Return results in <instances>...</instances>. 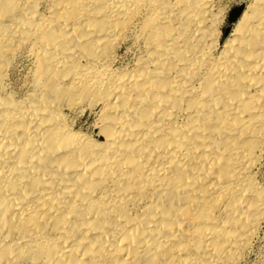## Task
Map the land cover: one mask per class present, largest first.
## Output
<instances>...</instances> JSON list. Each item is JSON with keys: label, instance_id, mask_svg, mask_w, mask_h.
I'll list each match as a JSON object with an SVG mask.
<instances>
[{"label": "bare ground", "instance_id": "obj_1", "mask_svg": "<svg viewBox=\"0 0 264 264\" xmlns=\"http://www.w3.org/2000/svg\"><path fill=\"white\" fill-rule=\"evenodd\" d=\"M225 1L0 0V264H243L264 0Z\"/></svg>", "mask_w": 264, "mask_h": 264}, {"label": "rangeland", "instance_id": "obj_2", "mask_svg": "<svg viewBox=\"0 0 264 264\" xmlns=\"http://www.w3.org/2000/svg\"><path fill=\"white\" fill-rule=\"evenodd\" d=\"M249 1L250 0H226L225 1L226 10H225L224 22H223V26H224L223 36H225L226 34L230 32L232 28V22L235 20L237 14L239 13V11H241L243 6ZM262 160H261V166L264 165V155L262 156ZM261 170L263 173H261L260 171L261 173L260 177L264 178V166L261 167ZM261 229L263 232L260 231L261 234H259L258 237L253 242L252 250L254 251L250 250L249 252L250 254L247 255L243 264H264V224L262 225ZM259 236H260V240L257 241L259 239Z\"/></svg>", "mask_w": 264, "mask_h": 264}]
</instances>
